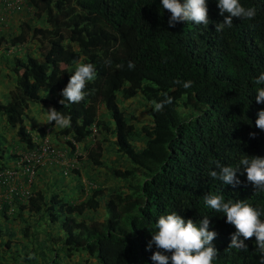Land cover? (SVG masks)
Here are the masks:
<instances>
[{"label": "trees", "instance_id": "obj_1", "mask_svg": "<svg viewBox=\"0 0 264 264\" xmlns=\"http://www.w3.org/2000/svg\"><path fill=\"white\" fill-rule=\"evenodd\" d=\"M206 3L208 26L180 21L170 27L171 14L160 0H24L12 12L17 15L14 31L0 30V69L6 70L2 78L14 80L8 100L0 103L4 134L16 137L20 147L31 148V131L23 122L27 108L33 102L47 103L71 117L70 127H56L55 135L79 143L90 167L103 165L106 135L113 137L111 146L126 165L110 170L119 183L103 189L94 182L79 202L54 191L45 196L33 190L24 203L13 197L17 214L25 210L45 225L38 231L21 229L27 244L5 236L0 259L9 255L16 264L19 248H29L31 259L37 260L32 264L43 262L44 250L57 251L66 261L79 253L86 264H155L151 256L157 249L147 245L156 220L175 212L197 224L208 217L209 230L217 233L213 264H260L255 237L244 240L245 249L228 248L236 229L226 222V215L210 209L204 197L244 201L264 220V191L256 190L246 173L237 172L241 183L235 187L208 176L210 170H218L217 163L236 167L245 155L264 157V130L255 126L264 109V103L256 102L255 90L264 85L253 83L264 72V0H240L243 7L256 9L255 17L234 18L232 26L220 32L215 24L224 17L218 0ZM79 63L92 64L95 78L87 82L80 103L64 106L59 103L61 90ZM176 80L193 84L185 89ZM165 93L173 103L153 111L152 103L164 99ZM135 96L146 103L149 117V123L139 127L134 115L120 107ZM53 126L46 121L32 134L42 138ZM250 132L256 133L254 138ZM98 134L104 135L102 140ZM65 144L71 145L68 140ZM1 150L2 143L0 159ZM8 155L16 156L14 150ZM4 166L0 162V168ZM70 174L77 177L78 170ZM8 208L6 201L1 218H8ZM99 209L101 219L96 218ZM57 254L53 264L60 262ZM22 260L28 261L26 253Z\"/></svg>", "mask_w": 264, "mask_h": 264}, {"label": "clouds", "instance_id": "obj_2", "mask_svg": "<svg viewBox=\"0 0 264 264\" xmlns=\"http://www.w3.org/2000/svg\"><path fill=\"white\" fill-rule=\"evenodd\" d=\"M162 9L170 12L168 24L175 27L177 22L188 21L196 25L209 24L208 7L206 0H160ZM217 7L219 15L223 16L222 22L215 24V31L220 32L225 27L230 28L234 18L251 20L256 15L255 8H245L240 0H218ZM135 65L129 61L128 68L133 69ZM94 66L90 63H79L70 76L67 85L61 90L62 99L59 103H80L84 97V89L87 82L95 78ZM181 84L185 89L192 86V81H174ZM256 85H264V72H261L253 81ZM164 99L153 102L152 108L155 112L163 111L166 105L173 103V98L166 93ZM257 103H264V87L255 90ZM47 123H53L55 127L64 129L71 125V117L58 112L54 107L47 110ZM38 122H41L38 120ZM42 123V122H41ZM255 126L264 130V109L258 112ZM256 133L250 132L249 136L254 138ZM218 170H210L208 176L232 184L234 187L241 183L237 172L241 175L246 173L247 181L251 182L256 190L264 191V157L243 156L236 167L221 166L216 164ZM205 204L217 213L226 215V222L234 225L236 231L231 234V242L228 248L245 249L247 245L244 240L255 237V248L260 253V264H264V220L261 212L244 201L225 202L223 195H206ZM215 231L209 230V219L204 216L199 224L191 218L187 221L177 213L160 215L155 223V231L147 248L151 249L153 244L156 251L153 252L151 260L155 264H213L218 254V249L212 244L216 237ZM243 237V239H240ZM166 253H170L167 255Z\"/></svg>", "mask_w": 264, "mask_h": 264}, {"label": "rangeland", "instance_id": "obj_3", "mask_svg": "<svg viewBox=\"0 0 264 264\" xmlns=\"http://www.w3.org/2000/svg\"><path fill=\"white\" fill-rule=\"evenodd\" d=\"M28 49L30 52H33L34 49L33 43H29ZM13 82L14 80L12 77L6 78L4 82H1L0 103H5L8 100V92L13 87ZM145 106L146 103H144L139 96H135L130 100L123 102L120 107L123 108L124 112L131 113L134 115V122L136 126L139 127L141 125H145L149 123V117L145 113ZM49 109H50L49 104L41 103V102H33L28 106L27 111L29 116L27 115V118H25L23 122L32 133L36 132L35 130L36 127L42 125L47 121V115H48L47 110ZM102 111L103 108L99 106L98 113L103 114ZM38 120L41 121L42 123L38 122ZM5 126L6 125L4 124V121L1 122L0 120V143H2V147H3V150H1L3 155L0 162L7 164V162L10 159L8 153L11 151V142L12 139H14V136L4 134V132L6 131L4 128ZM55 130H56L55 126H53L51 130L48 129L47 132L48 137L50 138L53 144H55L56 146H61L64 141L61 139V137H57L55 135L54 132ZM96 137L97 139L102 140V137H104V135L98 134L96 135ZM105 138L106 139L103 140L102 143V145L105 147V150L102 153V157H101V159L103 160L102 161L103 165L100 168H92L88 165V163L83 161V155L81 154L77 160L78 174L77 177L73 176V178L71 179L72 181L78 182L83 179L86 182L90 181L91 182L90 184L92 186L95 185L94 182L100 183L103 189L110 188L111 186H114L117 183H119V180L112 177L110 170L111 168H120V167L122 168L123 166L126 165V163L124 161V158L120 156L117 153V151H115L113 146H111L110 142L112 141L113 137L106 135ZM137 140L138 139L135 138L136 142L134 143L136 146L139 145ZM38 173H40V170L38 171ZM37 176L43 182L42 184L45 188V192H47V190L48 192L54 191L59 196H63V198L67 200H75L76 202H79L83 200V198L86 196L89 190V188H84L82 185H80L79 187V184L77 185L70 184V179L68 178L69 175L65 177L59 171L57 172L55 168H49L47 171H43V173L41 171L40 175L38 174ZM4 199H5L4 195L0 196V210L1 207L3 206V202H6ZM10 206L13 209L8 208L9 210L8 209L6 210V214L8 218H1L0 216V229L5 232V233H0V241H3L5 238L6 239L8 238L5 236H9L10 240L22 241L27 244L26 239L23 238V236H20L22 233L21 229L24 226H28L29 232L32 231V228L33 231L34 230L38 231L41 230L43 225H45V222L44 220H39V219L34 220V218H32L33 215L31 216L28 215L25 210L22 212H18L19 214H17L18 205L16 202L13 205L10 204ZM102 212H103L102 209H99L96 212L97 214L96 218L101 219L103 214ZM9 245H10L9 250L13 249L12 248L13 245L11 243ZM27 246L33 247V245L29 243ZM53 247L57 248V245H53ZM28 250L29 248L27 249V251L24 252L23 249L19 248L20 256L18 255L15 256V261L17 262L16 264H32L33 261H37L35 259H31V253H29ZM24 253H26L27 260L29 262L22 260ZM55 253H58L57 255L59 256V261H60L59 264H86V262L84 261V256L82 254L79 253L72 254L70 258H68V260L66 261V260H62L63 258L60 256L61 253L57 251L50 252L45 250H44L45 257L42 259L43 262H36V263L53 264L52 260L53 257L55 256L54 255ZM8 256H6V259H0V262H2V260H5L7 261L6 263L9 262L8 264H13L11 258Z\"/></svg>", "mask_w": 264, "mask_h": 264}, {"label": "built area", "instance_id": "obj_4", "mask_svg": "<svg viewBox=\"0 0 264 264\" xmlns=\"http://www.w3.org/2000/svg\"><path fill=\"white\" fill-rule=\"evenodd\" d=\"M23 2L24 0H0V23L6 20L7 14L17 10ZM45 132L42 138L33 134L34 145L31 148L14 150L16 156L13 164L0 168V196L4 195V200L7 201L9 209H13L10 206L12 204L10 200L13 197H16L18 203L27 202L31 195L30 186L36 167L51 164L58 168L63 176H67L72 170L77 169V160L81 154L83 155L80 144L70 138L62 137L63 144L56 146L48 137V129ZM93 132L94 129L92 128V133L89 136L91 140H93ZM66 140L71 145L65 144ZM80 183L84 188L93 187L83 179L80 180ZM17 201L15 202L17 203Z\"/></svg>", "mask_w": 264, "mask_h": 264}, {"label": "crops", "instance_id": "obj_5", "mask_svg": "<svg viewBox=\"0 0 264 264\" xmlns=\"http://www.w3.org/2000/svg\"><path fill=\"white\" fill-rule=\"evenodd\" d=\"M17 15L16 14H7V16H6V20L4 21V23L5 24H2V25H0V30H2V31H7V30H9V28H10V30L11 31H14V26H15V22L17 21V17H16ZM5 71L6 70H2V69H0V84H1V82H4L5 81V78H2V74H4L5 73ZM27 115H28V111H27ZM29 116V115H28ZM30 134L31 135H33L32 134V132H30ZM16 140V137H14V139H12V141L13 142H11V150H21L22 149V146L20 147L19 146V144L17 145L15 142ZM15 144V145H14ZM18 146V147H17ZM14 158L15 157H10V159H9V161L7 162V164L6 165H12L13 164V160H14ZM1 160V159H0ZM49 168H55V170H57V172L59 171V169L58 168H56L55 166H53V165H49V164H46V165H40V166H38V167H36V169H35V176H34V178H33V181H32V184H31V188H30V190H31V192L33 191V190H39L40 192H42V194H44L45 196H47L48 194H49V192H48V190H47V192H45V188H44V186H43V182L38 178V174L40 175V173H41V171H42V173H43V171H47ZM40 170V173H38V171ZM53 172V171H52ZM60 172V171H59ZM56 175V174H55ZM66 177V176H65ZM69 179H70V184H72V185H75V181H72L71 179V177L69 176L68 177Z\"/></svg>", "mask_w": 264, "mask_h": 264}]
</instances>
